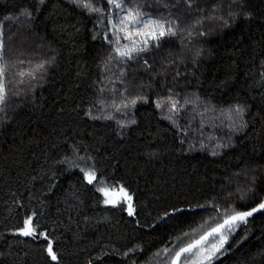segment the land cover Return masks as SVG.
<instances>
[{
    "label": "trees",
    "instance_id": "1",
    "mask_svg": "<svg viewBox=\"0 0 264 264\" xmlns=\"http://www.w3.org/2000/svg\"><path fill=\"white\" fill-rule=\"evenodd\" d=\"M123 4L177 35L121 58L108 0H0V264H172L264 200V0ZM226 234L203 264H264V212Z\"/></svg>",
    "mask_w": 264,
    "mask_h": 264
},
{
    "label": "snow or ice",
    "instance_id": "2",
    "mask_svg": "<svg viewBox=\"0 0 264 264\" xmlns=\"http://www.w3.org/2000/svg\"><path fill=\"white\" fill-rule=\"evenodd\" d=\"M44 0H40V3H43ZM77 7H82L91 12H100L99 8L93 6V0H72ZM189 7H191V0H186ZM108 3L114 6L117 9H122L124 4L123 0H108ZM30 15V13H26ZM146 13L139 10L129 9L126 16H123L119 24L123 27L120 28V31L125 32V38L132 40V47H125L124 50L119 48L116 49L121 58L127 57L132 59V53H142L148 51L147 45L149 44V38L151 41L158 42L165 36H176L177 30L173 27L171 21H162L158 19H152L150 16L146 18ZM132 25V30H128V25ZM140 25L141 27H137ZM145 37L142 41L133 40L132 37ZM2 37V33H0ZM137 43L144 45L143 47H136ZM158 47L159 44L157 43ZM4 41L0 38V60L4 59L3 50H4ZM147 63V61H145ZM40 67H43L41 65ZM6 69L4 66H0V105H5L8 100L7 90L4 84ZM20 76L31 75V73L20 72ZM23 83V81H21ZM133 104L136 103L135 100L132 101ZM160 106L159 104L157 105ZM173 110L178 111L176 104H172ZM135 121H133L134 123ZM86 178L89 183H92L96 179L94 172H86ZM103 191L105 195H108L106 189H98ZM120 193L123 194V199L129 201L128 204V214L132 216L134 214V209L130 203L132 197L127 194L125 189L121 186L119 189ZM106 203H116L115 200H106ZM259 210H264V202H261L258 207L252 208L250 211H235L234 214L229 215L223 221V223H218L215 227H212L209 231L205 232L198 239L193 240L185 245L179 246L178 251L175 252V256L172 259V264H181L182 258H185V264H203V261H211L217 253H220L224 250V246L228 243L229 236L226 234L231 233L234 228L238 227L239 224H246L248 218L252 217L253 214ZM231 211V210H230ZM167 215V213L165 214ZM19 234L29 237L36 235V228L33 226V220L31 217L25 219L23 227L19 230ZM184 235H188L185 233ZM47 239V237H45ZM46 252L52 261H56L58 264V255L53 249V244L51 241L48 242Z\"/></svg>",
    "mask_w": 264,
    "mask_h": 264
},
{
    "label": "rangeland",
    "instance_id": "3",
    "mask_svg": "<svg viewBox=\"0 0 264 264\" xmlns=\"http://www.w3.org/2000/svg\"><path fill=\"white\" fill-rule=\"evenodd\" d=\"M115 9H117V8H115ZM118 10H119V12L116 15V19H117L118 25L116 26L115 29H116V32H117L116 35H117V37L119 39L120 49L121 50H124L125 47L131 48L133 46L132 45V40L125 38V32L124 31H120V28L123 27V26H121L119 24L120 19L123 16H126L128 11L126 9H124V8L118 9ZM137 27H141V26L140 25H137ZM128 30H132V25L131 24L128 25ZM132 39L139 42V41H142L143 39H145V37H142V36H140V37L133 36ZM149 42H152L150 38H149ZM136 47H143V45L140 44V43H137ZM117 198L119 199V197L117 195H113V194L107 195V200H115V201H117ZM35 237H38V234H36L35 236H29V238H35Z\"/></svg>",
    "mask_w": 264,
    "mask_h": 264
},
{
    "label": "water",
    "instance_id": "4",
    "mask_svg": "<svg viewBox=\"0 0 264 264\" xmlns=\"http://www.w3.org/2000/svg\"><path fill=\"white\" fill-rule=\"evenodd\" d=\"M262 202H264V200H263ZM256 207H258V206H256ZM250 210H251V209H250ZM250 210H248V211H250ZM262 212H264V210H259V211L255 212V213L253 214L252 217H249V218H248V220L251 219V218H254V217L258 216V215L261 214ZM182 260H183V258H182ZM182 260H181V262H182Z\"/></svg>",
    "mask_w": 264,
    "mask_h": 264
}]
</instances>
